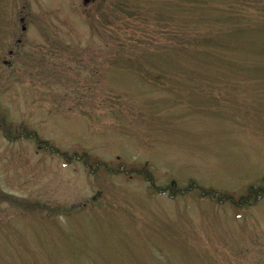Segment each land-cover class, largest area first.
<instances>
[{
  "label": "rangeland",
  "instance_id": "1",
  "mask_svg": "<svg viewBox=\"0 0 264 264\" xmlns=\"http://www.w3.org/2000/svg\"><path fill=\"white\" fill-rule=\"evenodd\" d=\"M21 26L0 264H264V0H0V52Z\"/></svg>",
  "mask_w": 264,
  "mask_h": 264
},
{
  "label": "flooded vegetation",
  "instance_id": "2",
  "mask_svg": "<svg viewBox=\"0 0 264 264\" xmlns=\"http://www.w3.org/2000/svg\"><path fill=\"white\" fill-rule=\"evenodd\" d=\"M19 15H17L18 17ZM16 17V19H17ZM18 21L21 24L24 21V16L20 15L18 17ZM22 25V24H21ZM26 32L25 26H21V31L20 32H15L13 35L12 39L10 40V45L11 48H5L4 51H1L0 55V64L5 65V66H10L13 63V58L15 57H20L23 53L21 52V48L23 47V36ZM22 46V47H21ZM10 47V46H9ZM21 47V48H20ZM20 48V49H19ZM3 117H0V123L3 121ZM7 131L5 128L3 129V136L6 137ZM25 136H29V134H26V132H22L19 135V138H26ZM34 136V134L31 135V138ZM35 140V139H34ZM39 147V146H38Z\"/></svg>",
  "mask_w": 264,
  "mask_h": 264
},
{
  "label": "trees",
  "instance_id": "3",
  "mask_svg": "<svg viewBox=\"0 0 264 264\" xmlns=\"http://www.w3.org/2000/svg\"><path fill=\"white\" fill-rule=\"evenodd\" d=\"M6 136H7V135H6ZM205 195H206V194H205ZM226 199H230V198H226ZM248 202H250V201H248ZM248 202H247V203H248Z\"/></svg>",
  "mask_w": 264,
  "mask_h": 264
}]
</instances>
